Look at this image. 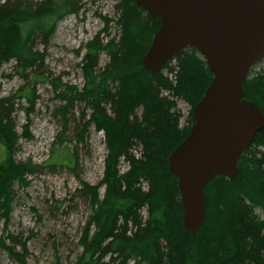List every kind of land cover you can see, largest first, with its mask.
I'll use <instances>...</instances> for the list:
<instances>
[{"label": "trees", "instance_id": "16d2710c", "mask_svg": "<svg viewBox=\"0 0 264 264\" xmlns=\"http://www.w3.org/2000/svg\"><path fill=\"white\" fill-rule=\"evenodd\" d=\"M116 1L119 36L107 43L98 36L90 41L80 64L83 88L67 86L60 94L65 101L59 112L64 132L72 119L77 139L83 141L93 126L103 134L107 149L103 179L94 185L81 183L80 193L92 214L75 264H264V217L257 213L264 214V128L239 159L237 177L216 175L207 183L206 218L192 244L191 232L183 227L177 176L168 170L169 156L190 135L193 110L213 76L193 47L182 51L175 65L167 64L157 73L146 70L142 60L161 20H154L136 0ZM81 4V0L0 1V71L15 62L18 75L28 80V71L37 70L41 62L37 43L47 44L56 24L78 15ZM102 53L109 61L100 67ZM37 79L34 75L32 82ZM51 83L55 92L61 89L57 81ZM27 84L15 97L0 96V221L6 227L14 185L27 186L38 168L15 159L21 138L14 119L16 101L26 97L31 106L35 102L31 82ZM243 86L245 99L264 114V69L251 72ZM179 100L191 107L184 127ZM79 104L83 107L76 121L72 110ZM23 129L22 137L30 138L28 125ZM63 154L68 167L76 169L75 153L60 149L59 143L52 150V161L55 157L59 161L53 166H65ZM122 163L127 165L125 172ZM8 240L10 245L0 238V250L25 264L27 241L20 236Z\"/></svg>", "mask_w": 264, "mask_h": 264}, {"label": "rangeland", "instance_id": "374dc122", "mask_svg": "<svg viewBox=\"0 0 264 264\" xmlns=\"http://www.w3.org/2000/svg\"><path fill=\"white\" fill-rule=\"evenodd\" d=\"M81 1L82 9L78 15L66 16L63 21L57 23L47 44L37 43L36 49L41 62L37 70L28 71L29 81L18 75L15 62L4 65L0 71L2 98L15 97L14 95L24 85H29V82L35 95L33 106L26 97L16 101L17 111L14 113V119L21 138L18 140L15 159L20 163L30 162L38 168L36 173L29 177L27 186L22 187L18 183L14 185L15 201L10 224L6 227L4 220L0 221V238L7 240V244L10 245L8 236H20L27 241L25 264L76 263L83 251L79 242L92 214L86 198L80 193L83 189L81 183L98 184L104 176L107 149L103 134L92 126L81 141L77 139L76 122L69 120L64 132L62 117L59 115L60 109L65 106L60 94L67 86H75L78 89L84 86L80 64L87 54L88 43L97 36L104 43L119 36L114 22L118 18L115 10L118 4L116 0ZM105 18L113 22L108 25ZM105 29L107 31H104ZM100 57L101 67L108 63L109 57L105 53ZM175 64L176 62L172 63ZM263 69L264 59L255 70ZM34 75L39 76V79L32 82ZM51 81H57L61 89L55 92ZM82 107L79 104L72 110L76 121L80 120ZM178 109L183 114L181 126L184 127L191 107L184 100H179ZM68 116L72 118L71 114ZM26 125L30 138L22 137ZM60 137L65 140L61 141ZM58 143L60 149L66 148L75 153L78 162L76 169H72L73 165L68 167L69 163L64 154L65 166H53L59 162L57 157L53 161L51 158L54 145ZM126 166L122 163L124 172L127 170ZM101 193H104L103 188ZM257 213L264 217L262 212ZM16 250L18 253L23 252L21 246ZM0 264L21 262L10 257L6 251L0 250Z\"/></svg>", "mask_w": 264, "mask_h": 264}, {"label": "water", "instance_id": "95a60500", "mask_svg": "<svg viewBox=\"0 0 264 264\" xmlns=\"http://www.w3.org/2000/svg\"><path fill=\"white\" fill-rule=\"evenodd\" d=\"M161 25L142 60L157 73L195 48L213 80L194 108L190 135L169 156L192 242L206 218L205 187L216 175L233 180L238 161L264 128V114L245 99L243 82L264 59V0H136Z\"/></svg>", "mask_w": 264, "mask_h": 264}]
</instances>
